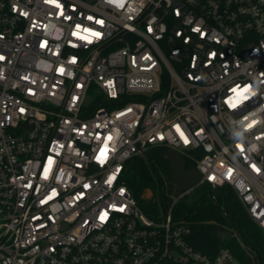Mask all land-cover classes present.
Segmentation results:
<instances>
[{
  "label": "built area",
  "instance_id": "obj_1",
  "mask_svg": "<svg viewBox=\"0 0 264 264\" xmlns=\"http://www.w3.org/2000/svg\"><path fill=\"white\" fill-rule=\"evenodd\" d=\"M154 147L202 178L150 215ZM206 184L264 230V0H0V264H241L173 216Z\"/></svg>",
  "mask_w": 264,
  "mask_h": 264
},
{
  "label": "trees",
  "instance_id": "obj_2",
  "mask_svg": "<svg viewBox=\"0 0 264 264\" xmlns=\"http://www.w3.org/2000/svg\"><path fill=\"white\" fill-rule=\"evenodd\" d=\"M162 147H154L146 157H133L125 167L123 179L138 202L146 209L154 200L143 199L144 193L155 192L160 180L170 185L171 166ZM194 163L187 162V168ZM204 191L189 201H180L173 209L176 220L191 228L190 243L199 251L215 255L229 248L241 264H264V230L249 215L235 191L228 185H204Z\"/></svg>",
  "mask_w": 264,
  "mask_h": 264
},
{
  "label": "water",
  "instance_id": "obj_3",
  "mask_svg": "<svg viewBox=\"0 0 264 264\" xmlns=\"http://www.w3.org/2000/svg\"><path fill=\"white\" fill-rule=\"evenodd\" d=\"M164 156L172 166L174 180V186L172 190L174 197L179 196L183 191L196 186L200 182L202 178L201 173L196 168L187 170V161L179 152L168 149L164 151ZM153 195V191L148 189L144 193L143 199L146 201L155 200Z\"/></svg>",
  "mask_w": 264,
  "mask_h": 264
},
{
  "label": "rangeland",
  "instance_id": "obj_4",
  "mask_svg": "<svg viewBox=\"0 0 264 264\" xmlns=\"http://www.w3.org/2000/svg\"><path fill=\"white\" fill-rule=\"evenodd\" d=\"M204 185H200L198 187H196L193 191V194L192 195H189L183 199H181V201H189L191 200L193 197L195 198L196 195L198 194H201L203 191H204ZM163 191H164V184L158 180L157 183H156V187H155V192H154V195H155V199H157L156 201V204L155 205H152L150 208L146 209L145 207H143L142 205V208H144V210L152 215V214H160L163 212V206H162V197H163Z\"/></svg>",
  "mask_w": 264,
  "mask_h": 264
},
{
  "label": "flooded vegetation",
  "instance_id": "obj_5",
  "mask_svg": "<svg viewBox=\"0 0 264 264\" xmlns=\"http://www.w3.org/2000/svg\"><path fill=\"white\" fill-rule=\"evenodd\" d=\"M170 166H171V163H170ZM186 169L190 170L191 168H187L186 167ZM172 186H174V180H173V173H172V166H171V176H170V185H169V187H172Z\"/></svg>",
  "mask_w": 264,
  "mask_h": 264
},
{
  "label": "clouds",
  "instance_id": "obj_6",
  "mask_svg": "<svg viewBox=\"0 0 264 264\" xmlns=\"http://www.w3.org/2000/svg\"><path fill=\"white\" fill-rule=\"evenodd\" d=\"M236 135L240 136V135H242V133H237Z\"/></svg>",
  "mask_w": 264,
  "mask_h": 264
},
{
  "label": "snow or ice",
  "instance_id": "obj_7",
  "mask_svg": "<svg viewBox=\"0 0 264 264\" xmlns=\"http://www.w3.org/2000/svg\"><path fill=\"white\" fill-rule=\"evenodd\" d=\"M97 35H99V34H97Z\"/></svg>",
  "mask_w": 264,
  "mask_h": 264
}]
</instances>
